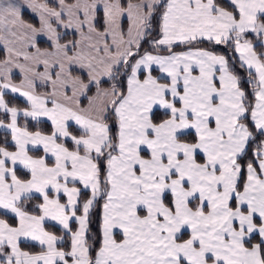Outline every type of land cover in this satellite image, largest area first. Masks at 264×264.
Returning <instances> with one entry per match:
<instances>
[{
    "label": "snow or ice",
    "instance_id": "1",
    "mask_svg": "<svg viewBox=\"0 0 264 264\" xmlns=\"http://www.w3.org/2000/svg\"><path fill=\"white\" fill-rule=\"evenodd\" d=\"M0 51V264H264V0H0Z\"/></svg>",
    "mask_w": 264,
    "mask_h": 264
},
{
    "label": "trees",
    "instance_id": "2",
    "mask_svg": "<svg viewBox=\"0 0 264 264\" xmlns=\"http://www.w3.org/2000/svg\"><path fill=\"white\" fill-rule=\"evenodd\" d=\"M122 3L124 5H126L127 0H122ZM24 18L26 20L32 22V23H36L35 17L32 16V15H29L28 12L24 13ZM125 27H126V22H125ZM74 35H75L74 33H70L69 36L66 37V39L73 38ZM41 46L43 47V46H47V45L44 42H41ZM199 46L200 47H209L207 42L202 43ZM145 47H147V45H145ZM175 50L176 51H180V50H182V48L181 47H177ZM215 51L223 52L224 49L223 48H217V49H215ZM4 55H5V53L3 51H0V57H3ZM18 77H19L18 74H14L13 78H14L15 81H17ZM246 87H247V85H246ZM6 99L9 101L10 104L16 105L18 107H25L26 106V102L20 97H14L13 95H6ZM0 118L1 119H6L7 117L4 116L3 114H0ZM20 121H21V123H23V118H21ZM29 126L30 127H34V125H33V123L31 121H29ZM44 127L47 128L48 127L47 124H45ZM6 136H7L8 139H10V135H8L5 131L0 130V144H2L4 142V139H5ZM8 147L11 149L12 148L11 144H9ZM250 152H251V148H250ZM18 174L23 175V173H20V172H18ZM98 212H99V208H97L96 213L93 214V224H92V231L94 233H96L97 237L99 236V231H98ZM2 215H3V213H0V216H2ZM49 227L51 228V225H49ZM73 227H74V225H73ZM52 230L56 231L59 234V229L58 228L57 229H52ZM66 246L67 245L65 244V247ZM22 247H24L26 250H30V251H38L39 250L37 248L31 247L30 245H22Z\"/></svg>",
    "mask_w": 264,
    "mask_h": 264
},
{
    "label": "rangeland",
    "instance_id": "3",
    "mask_svg": "<svg viewBox=\"0 0 264 264\" xmlns=\"http://www.w3.org/2000/svg\"><path fill=\"white\" fill-rule=\"evenodd\" d=\"M70 2H71V0H70ZM17 73H18V72H17ZM18 79H21V77L19 76ZM40 90H43V89H40ZM22 99H23V98H22ZM23 100H24V99H23ZM0 119H1V118H0ZM5 120H7V118H6ZM20 122H21V121H20ZM9 140H10V139H9ZM11 149H12V148H11ZM11 149H10V150H11ZM74 227H75V225H74Z\"/></svg>",
    "mask_w": 264,
    "mask_h": 264
},
{
    "label": "crops",
    "instance_id": "4",
    "mask_svg": "<svg viewBox=\"0 0 264 264\" xmlns=\"http://www.w3.org/2000/svg\"><path fill=\"white\" fill-rule=\"evenodd\" d=\"M126 6V5H125ZM126 22V27H127V21H125ZM74 33V32H73ZM75 34V33H74ZM15 74H18L19 75V73H15ZM20 76V75H19ZM19 80L20 79H18L16 82H19Z\"/></svg>",
    "mask_w": 264,
    "mask_h": 264
}]
</instances>
